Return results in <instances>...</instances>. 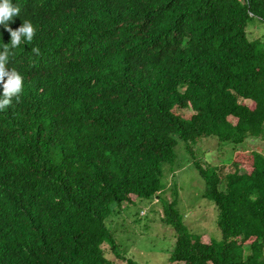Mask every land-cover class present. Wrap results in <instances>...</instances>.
<instances>
[{
    "label": "trees",
    "instance_id": "1",
    "mask_svg": "<svg viewBox=\"0 0 264 264\" xmlns=\"http://www.w3.org/2000/svg\"><path fill=\"white\" fill-rule=\"evenodd\" d=\"M11 3L9 26L36 32L12 48L0 25L6 67L24 78L0 111V264H139L109 220L161 197L179 139L222 236L204 241L165 202L170 261L264 264V154L229 166L196 153L204 140L235 152L264 141V36L249 31L264 0Z\"/></svg>",
    "mask_w": 264,
    "mask_h": 264
},
{
    "label": "rangeland",
    "instance_id": "2",
    "mask_svg": "<svg viewBox=\"0 0 264 264\" xmlns=\"http://www.w3.org/2000/svg\"><path fill=\"white\" fill-rule=\"evenodd\" d=\"M253 38L264 36V22L255 19L249 27ZM252 105V102L248 101ZM264 154V141L251 140L235 152L232 145H220L217 140H204L196 147L197 158L214 165H224L230 160L243 159L252 152ZM178 158L174 168L167 165L164 189L161 197L149 206H140L114 214L109 223L117 232L118 238L124 239L122 252H128L139 264H176L170 261L176 232L162 222L165 214V202L179 201L181 211L186 216V223L193 233L203 237L206 242L212 237L221 239L218 229V211L214 204L203 198L204 180L196 169V165L188 151L187 145L179 139ZM230 166V163L228 164ZM225 166L228 170L229 166ZM176 185L178 192L176 194ZM130 238V245L126 239ZM218 238V239H217ZM121 264V262H116Z\"/></svg>",
    "mask_w": 264,
    "mask_h": 264
},
{
    "label": "clouds",
    "instance_id": "3",
    "mask_svg": "<svg viewBox=\"0 0 264 264\" xmlns=\"http://www.w3.org/2000/svg\"><path fill=\"white\" fill-rule=\"evenodd\" d=\"M20 9L13 6L11 0H0V25L10 33V45L12 48L20 46L22 43H30L35 36V28L30 21L24 22L16 29H12L8 22L14 16L19 15ZM5 44V48L0 52V86H2V94H0V111L7 109L13 103V99L19 102L20 95L24 87V78L20 72L15 69L6 67L9 57V49ZM31 51L39 55L40 50L33 47Z\"/></svg>",
    "mask_w": 264,
    "mask_h": 264
},
{
    "label": "bare ground",
    "instance_id": "4",
    "mask_svg": "<svg viewBox=\"0 0 264 264\" xmlns=\"http://www.w3.org/2000/svg\"><path fill=\"white\" fill-rule=\"evenodd\" d=\"M49 101V100H48Z\"/></svg>",
    "mask_w": 264,
    "mask_h": 264
}]
</instances>
